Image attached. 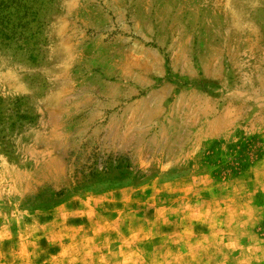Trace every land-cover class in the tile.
<instances>
[{"label":"rangeland","instance_id":"1","mask_svg":"<svg viewBox=\"0 0 264 264\" xmlns=\"http://www.w3.org/2000/svg\"><path fill=\"white\" fill-rule=\"evenodd\" d=\"M0 264H264V0H0Z\"/></svg>","mask_w":264,"mask_h":264}]
</instances>
